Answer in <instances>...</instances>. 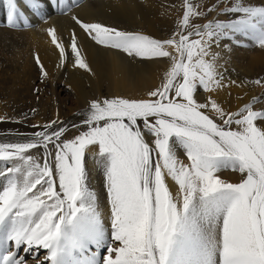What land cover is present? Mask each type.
<instances>
[{
  "label": "snow or ice",
  "instance_id": "snow-or-ice-1",
  "mask_svg": "<svg viewBox=\"0 0 264 264\" xmlns=\"http://www.w3.org/2000/svg\"><path fill=\"white\" fill-rule=\"evenodd\" d=\"M2 2L9 28L29 26L18 0ZM23 4L42 17L43 0ZM49 4L71 11L65 0ZM182 7L164 40L72 16L96 45L166 68L147 99L92 100L80 124L57 117L0 142V264H26L21 250L39 260L40 249L42 264H264V105L254 109L264 97L229 111L211 95L226 87L213 44L240 36L264 49V4ZM45 31L61 64L70 49L74 67L91 72L75 31L67 42L55 27ZM201 91L210 94L203 101ZM90 157L104 177L110 231L89 186Z\"/></svg>",
  "mask_w": 264,
  "mask_h": 264
},
{
  "label": "bare ground",
  "instance_id": "bare-ground-1",
  "mask_svg": "<svg viewBox=\"0 0 264 264\" xmlns=\"http://www.w3.org/2000/svg\"><path fill=\"white\" fill-rule=\"evenodd\" d=\"M71 11L60 14L49 0L43 15L34 16L18 0L25 12L29 26L23 23L9 28L6 9L0 0V142H10L31 136L57 117L69 127L80 124L81 113L88 109L92 100L112 97L147 99V93L160 84L166 64L158 60L133 59L124 53L96 45L72 20L76 16L88 23H100L128 32H140L155 39L164 40L173 35L183 14V0H65ZM194 4L210 7L217 0H192ZM254 5L264 0H246ZM220 7H224L223 4ZM209 13L207 19L215 17ZM221 21L234 19L232 15L216 17ZM207 20L201 19L199 23ZM55 27L67 42L75 31L83 56L91 72L74 67V60L68 49V59L61 64L58 50L51 44L45 29ZM195 38V37H193ZM239 44L221 39L219 47L212 46V52L219 53V71L223 74L226 87L214 96L229 111H237L254 97H264V88L253 83L264 80V49L254 46L253 41L240 36ZM225 45L228 47L226 48ZM39 59L47 78L41 74ZM234 82V83H233ZM210 94L199 92L197 99L203 101ZM264 105H254L259 110ZM36 126V127H33ZM24 135L17 137L16 133ZM75 133V129H72ZM230 182H238L240 174L225 171L220 174ZM171 184V181L169 182ZM89 186L96 192L98 203L104 214V223L110 231V206L102 171L89 158ZM175 192V187L173 186ZM13 250L14 246H13ZM43 249H40L42 251ZM23 252V251H22ZM45 255V250H43ZM29 254L23 252L26 258ZM39 259L27 260L26 264H42Z\"/></svg>",
  "mask_w": 264,
  "mask_h": 264
},
{
  "label": "rangeland",
  "instance_id": "rangeland-1",
  "mask_svg": "<svg viewBox=\"0 0 264 264\" xmlns=\"http://www.w3.org/2000/svg\"><path fill=\"white\" fill-rule=\"evenodd\" d=\"M19 254H20V256H22V254H23L22 250L20 251ZM38 255H39V259H40V258L44 255V254H43V250H42V251L39 250V254H38ZM31 256H32V255H28V256L25 258L26 263H27V260L32 259ZM33 259H34V258H33ZM36 260H37V259H35V261H36Z\"/></svg>",
  "mask_w": 264,
  "mask_h": 264
}]
</instances>
